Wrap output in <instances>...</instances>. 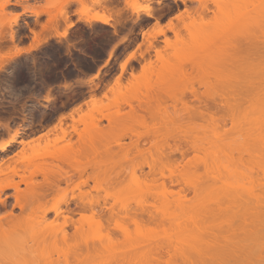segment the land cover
I'll return each mask as SVG.
<instances>
[{"label": "rangeland", "instance_id": "374dc122", "mask_svg": "<svg viewBox=\"0 0 264 264\" xmlns=\"http://www.w3.org/2000/svg\"><path fill=\"white\" fill-rule=\"evenodd\" d=\"M97 1L100 0H0V34H8V46L5 47L0 42L2 127V129L0 127V142L7 139L16 129H20L18 142H30L25 147L24 157L33 160L37 158L31 164L19 161L16 163L18 158L14 155L21 151L23 146L19 143L14 144L9 152H0V179L8 177L15 182L20 181V178L13 174L16 167L21 175L24 170L33 172L41 169V172H36V175L30 178L31 185L20 184L19 199L15 198L14 189L2 193L0 196L5 206L0 204V207L8 213L13 212V217L36 222L35 225L43 214L45 216L46 208L57 206L64 191L73 188L74 183L68 185L65 182L58 183L57 180L60 169L69 171L71 169L50 157L61 156L64 152L71 154L77 140V136L71 131L74 123L71 118L64 120V130L71 133L70 137H65L66 141L63 140V132L49 131L57 125L59 118L68 117L80 107L82 112L79 114L85 123L90 126L98 124L104 131L95 139L99 152L90 153L87 158L81 159L83 165L92 161L91 165L93 163L94 167L89 171L91 174L97 173L100 177L99 181L97 183L90 181L88 187L82 190L86 192L92 190L93 194L88 197L77 191V199L72 200V207L75 202L80 204L83 198L86 201L106 202L105 205L113 206L120 216L125 213L133 216L136 211L148 210L166 218L163 225L141 224L138 227L130 225V232H134L138 237L143 259L146 250L156 245H171L181 255H187L190 244L202 236L204 241L208 238H216L215 245L220 251L218 264H264L262 251L264 239L260 234L261 231L263 232L264 223H260L261 220L258 223L254 220L258 215L263 217L262 221H264L263 205L255 210V215L251 213L254 216L249 217V214V216L246 213L244 215L242 212L244 208L246 209L244 211H247L246 204H253L255 199L257 203L264 202L260 199L264 197V0H251L249 4L246 0L245 3L243 0H227L217 17L216 6L209 2V8L213 11L207 12L202 20L198 18V13L202 9V0H162L160 4H158L159 0H118L119 3H112V6H116L112 7L113 10L123 9L124 18H129L131 22L128 21L127 25L125 23L124 27L121 25L122 28L118 25L117 29L113 26H103L95 21L88 22L98 15L112 14L109 7L106 8V4L98 5ZM147 9L153 12L154 18L143 14ZM185 10L193 12L198 20L193 22L187 19L186 23L179 20L177 17L185 13ZM137 12L142 17L141 26L131 29ZM69 20L76 27L75 32L69 27ZM170 22L180 28L184 24H192L191 33L182 31L185 44L205 45L203 46L205 48L199 52L184 49L176 53L167 50V60L172 62L201 60L205 65L204 70L197 67H193V70L192 66L190 68L188 65V68H183L180 72L177 70L179 73L175 72V69H171L175 70L174 72H169L170 69L167 70L166 67L163 69L162 64L156 62L155 70L152 69L148 74L142 73L141 68L145 61L139 54L144 52L147 46L143 38L144 33H149L151 37L160 28L166 30V36L160 35L153 40L154 47L162 51L166 46V38L175 40L174 33L167 29ZM110 23L113 25L115 22L111 20ZM66 30L72 32L71 39L68 36L66 38L55 36ZM244 34L247 38L250 37L249 34L252 36V40L248 41L251 51L230 55L228 52L230 47L239 44L241 41L238 37ZM229 44L231 45L229 50L225 47L228 53L218 49L219 46L222 48ZM30 46H35L37 49L15 57L17 49H26ZM114 46L116 47L114 56L108 65L104 66ZM139 46H141L140 50ZM155 48L146 54V59L156 60ZM132 53H137V60L130 62L122 78L123 81L121 80L122 84L116 86L115 81L121 74V64ZM132 71L135 78L130 77ZM7 85H12L13 90L9 91ZM191 87L198 90L200 95L203 92L224 94L226 97H229L228 93L241 94L243 102L228 114V123L226 126L223 125V129L221 126L218 128L212 121H204L199 117L193 120L194 124L191 122L195 129L188 131L181 122L180 130L171 131V134H168V130L172 126L164 122H155L149 118L145 123L126 121L122 126L131 129L137 135L128 132L131 139L125 137L122 142L133 143L137 139L136 136L142 135L146 143L141 141L140 144L145 152L139 149L144 153H138L139 150L133 148L134 143L129 144L132 148L127 146L132 149L128 154H125L126 150L124 153L119 151L123 146L112 147L114 154L106 151L105 146L111 140L108 134L110 123L102 117L114 114L118 110L127 112L129 108L125 102L132 97L142 96L158 89L172 93L185 91ZM48 94L55 95L56 98L58 95V98L54 105L51 104L49 109H45L48 106L46 102ZM233 95L229 98L231 99ZM209 104L212 105V102ZM178 107L184 112L181 105ZM184 115L183 117H186V113ZM219 115L227 114L219 113ZM219 115L216 117H220ZM74 116L79 119L78 115ZM3 123L9 124L10 129H6V126L3 129L5 125ZM79 128L83 129L84 126L80 125ZM168 135L177 137L180 141L183 138L182 144ZM118 136L119 133L114 138ZM162 138L168 139V144L171 145L164 147L163 150L151 146L150 142L155 141L154 139ZM185 138L204 141L205 151L193 153L194 149L188 146L189 141L184 140ZM175 143L181 145L184 153L186 150V159L193 161L189 166L183 164L179 170L170 167L167 159V156H171L175 158L174 160L176 158L182 160L181 149L180 153L173 154L169 149L172 147L173 150L176 147ZM178 146L176 148L180 147ZM12 157L15 158L14 161H11ZM7 159L11 162L9 163ZM3 160H7V163ZM151 168L153 172L155 169L153 174L163 172L167 177L174 172L179 186H172L169 180L161 176H156L154 179L155 176L150 174ZM95 187L109 190L110 193L114 192L113 194L123 187L130 190L142 189L140 192L142 195L139 192H137L139 194L125 195L116 202L112 194L93 191ZM154 188L160 192L164 188L171 191L182 188L187 194L185 198L174 199L171 196L163 198L158 196L159 194L153 195L149 192ZM196 188L204 190L208 196L197 198L193 192ZM219 202L230 207L238 205L236 208L241 212L236 209L239 213L233 216L234 221L232 219L229 221L225 217L226 214L204 225L198 224L196 219L198 208ZM239 205L244 207L239 208ZM255 205L257 206L256 203ZM232 207L231 209H234ZM53 218V212L47 214L48 223H51ZM25 220L23 222H26ZM63 221L61 218L54 225L60 226ZM119 221L120 219L117 218L116 222ZM256 224L263 226L256 227ZM96 228L90 229L87 233L91 237L103 234ZM16 229L14 234L18 232L17 234L20 235L22 232L21 236L25 234L23 236L25 239L26 236H29V240L36 236V233L30 232L27 227L25 229L27 231L23 229L25 232ZM80 245L76 241L58 244L57 247L46 245L38 250L40 261H43V264L56 262L59 258L60 261L63 258L61 252L66 253L71 259L72 253L84 250L81 249L84 245L81 247Z\"/></svg>", "mask_w": 264, "mask_h": 264}, {"label": "bare ground", "instance_id": "6f19581e", "mask_svg": "<svg viewBox=\"0 0 264 264\" xmlns=\"http://www.w3.org/2000/svg\"><path fill=\"white\" fill-rule=\"evenodd\" d=\"M226 1L227 0H204V1L202 0L201 1L202 9L200 7L201 10H200V13H198V18H200L202 20L203 16H205L207 12L212 10L209 8L211 3H213L214 6H216V8H217V12L215 15L217 17V15H219L221 7H223V5L225 4ZM243 1L245 3V0H243ZM116 2H118V0H100V1H97L96 3L98 5L106 4V8L109 7L110 11H112V14L110 16H108L106 14L98 15L102 19L97 20L96 19L97 16H96L93 19L89 20L88 22L92 23L93 21H95V22L100 23L103 26H113L115 29H117L116 27H118V25L119 26L123 25V27H124L125 23H126L125 25H127V22L130 19L127 17L124 18L125 17L124 10L121 8H119V9L116 8V11H115V10H113L116 7L114 5H113L114 8H112L113 7L112 3L114 4ZM161 2H162V0H159L158 4H160ZM209 2H210V4H209ZM246 2L250 3L251 0H246ZM201 11H202V13H201ZM143 12H144L143 14H145V16L154 18L153 12L150 9L144 10ZM137 13L138 14L136 15V20L132 21L134 24H133L131 29H134V27H137V26H141V18L142 17H141V14L139 12H137ZM193 14H194L193 12H191L190 10L189 11L187 10L185 13L179 15L177 18L179 20L183 21L184 23H186L185 21L187 19H189L190 21L196 22L198 19H196L195 18L196 16L194 17ZM111 20H114V22H115L113 25H112V23H110ZM129 22H131V21H129ZM191 25L192 24H190V23L184 24V26L180 28L178 26H175L172 22H170L169 25H167V29L169 31H171L172 33H174L175 40L173 41L170 38H166L165 39L166 46L164 47V49H162V51L160 49H157L154 47L153 40H155L160 35L166 36L167 31L164 30L163 28H160L159 31L155 35H152L151 37H150L149 33H144L143 38H144L145 44L147 46H146L145 51L141 52L139 54L140 58L145 61V64L141 68L142 73L148 74V73H151L152 69L155 70L156 69L155 68L156 62L161 63L163 69L165 67L167 68V70L170 69L169 72L172 71L171 69L176 70V71L173 70L172 72H174V71L180 72L183 70V68H185V69H186V67L188 68V65L190 68L192 66V68L197 67V68H200L201 70H204L203 66L205 67V65H203V61H201V60L195 61L193 59H190L191 61L189 60V61H182V62L181 61L172 62L170 60H167L168 58L166 57V56H168V55H166L167 50H172L176 53L179 51H183L184 49H186V50L189 49L188 51H191V52H196V51L199 52L205 48V47H203L205 45L201 46V45L185 44V42H184L185 36L182 35V31H185V32L190 31L189 33H191V31H192V30H190ZM121 28H122V26H121ZM130 31L133 32V30H130ZM64 33H68V31L66 30L63 33L57 34L55 36L58 38H66L67 35H64ZM249 36L250 37L247 38V37H245V34L240 35L238 37V39L241 41L240 42L238 40L240 42L239 44L234 45V46H231L230 44L226 45V46L224 45V47H222V48L219 46L218 49H221V50L227 52L229 50V47L231 46L230 50L228 51L230 55H232L233 53L241 54L244 51L249 53L251 51L249 42L252 40V36L250 34H249ZM245 38H246V40H245ZM122 42H125V41H122ZM182 42H184V44ZM141 46H139V50L141 49ZM225 47L226 48L228 47V50H226ZM115 48L116 47L114 46L110 50L109 56H108L107 60L105 61L104 66L108 65L110 59L114 56ZM154 48L156 49V60L154 61L150 58L146 59V57H145L146 54H148ZM215 48L217 49V47H215ZM224 48H225V50H224ZM36 49H37V47H35V46H30L29 48H26V49L25 48L17 49V51L15 53V57H18L24 53H26V54L31 53V52L35 51ZM221 50H219V51H221ZM49 54H47V55L49 56ZM136 54L137 53H132L121 64V74L115 81L116 86H119L122 84L121 80H122V78H124V74L127 71L128 65L130 64V62L132 60H137ZM185 69H184V71H185V73H187ZM193 70H194V68H193ZM0 71H1V69H0ZM130 75H131L130 76L131 78L136 77L134 74V71H132V73ZM92 81H91V83H92ZM158 90H155V92L150 91L148 93L143 94L142 96L132 97L131 100L126 101L125 105L128 106V108H129V110L127 112H122V111L120 112V110H118L114 114L110 113L111 115L102 117V119H105L110 123V128H109L108 134H109V138L111 140H109V142L105 146L106 151L108 153L114 154L115 151H114V148L112 149V147L116 146V147L120 148L121 146H123L120 148L119 151L124 153V151L126 150L125 154H128L129 151L132 150L131 146L133 145V143H134L133 148L135 147L136 150H139V149L143 150V149H141V146H142L141 144L142 143L145 144L146 142L143 140L142 135L136 136L137 139L135 140V142H133V143L131 142L132 143L131 146H129V144H131V143L122 142V140H124L125 137H130V135L127 134L128 132H129V134L137 135V134H134V132L131 129L125 128L122 126L123 123H126V121H132L133 120V121H138L140 123H145L146 120L149 118L155 122H164V123L170 124L172 126V128L170 130H168L169 131L168 134H171V131L176 132V131H178L177 129L182 127L181 122H183V125L186 126L185 128L188 129V131L192 130V128H193L192 125L194 124L193 120L196 119V117L197 118L199 117L202 120L204 119V121L205 120L206 121H212L214 123V125L218 126V128L221 126V129H223L224 126H226V124L228 123V114H230L233 111V109H235L237 106H239L243 102L242 101L243 96H241V94L233 95V93H228L229 97L231 95H233L231 97V99L229 97H226L224 94H216L215 95V94H211L209 92H203L200 95L198 90H196L194 87H191L185 91L172 92V93L164 91L162 89H158ZM54 96L53 95L51 96L50 94L47 95L46 102L48 103V106H46L45 109H49L51 104L54 105V103H56L58 95H56L57 98ZM217 98L220 101H218ZM210 101L212 102V105L209 104V103H211ZM133 102H136V103L134 104ZM169 102H171V103H169ZM196 104H198V105H196ZM179 105H181L182 110L184 112L180 111L181 109H179L180 108V107H178ZM44 111H43V114H44ZM80 112H82V108L79 107V109H75V111L72 112L68 117L62 116L61 118H59L57 125L49 131L52 133H54V132L57 133L58 131L63 132V137H64L63 140H64L66 136L67 137L71 136V133H69L67 130H64V128H63L64 120L67 118H69V119L71 118L72 122L74 123L71 126V128H72L71 131L77 136V140L75 143L76 148H75V144H74V147H72V148H74V149H72L73 153L71 152V154H68V153L64 152V154H62L61 156L50 157L51 159H53L55 161L57 160L58 162L66 164L72 170V171L71 170L69 171L67 169L66 170L60 169V171L58 172L57 180H58V183L65 182L68 185L70 183H74L73 188L70 191L68 189H66L64 191V195L59 200V204H57V206L46 208L45 216L43 214V216L40 217V221L35 225H34V223H36V222L33 223V221L25 220V219L19 218V217H13V212L8 213V212H6V210L3 211V208L0 207V264H40V262H42V264H43V261H40L41 256H39L40 254L38 251L41 247H44L46 245H49V246L52 245L53 247H57L58 244L59 245L60 244H67L69 241H76L77 244L84 245V247H81V245H80L81 249L84 248V250L82 249V252L77 251V252L72 253L71 259H69V257L66 255V253L61 252L62 257L64 258V260L62 258L63 261L62 260L59 261V259H60L59 258V259H57L56 262L54 261L53 263L51 262V263H47V264H55V263L58 264V261L60 264H211V261H213L212 264H218L219 257H220V251L218 250L217 246L215 245L216 238H213V239L208 238L206 241H204V239H202V236H199L200 238L199 237L196 238V241L194 243L190 244L189 254H187V255L186 254L181 255L177 251V249H175V247H173L171 245H169V246L168 245L167 246L156 245V246L149 247L146 250L147 253L145 255V258L143 259L142 258L143 257L142 252L140 253L141 247H140L138 237L134 232H130L129 227H130V225H135L136 227H138L141 224H144V225H163V224H165L166 218L159 216L157 214V212H151L148 210H140V211H136L135 213H133V216H130L129 213H125L123 216H120L119 213H117L115 211L113 206L105 205L106 202L100 203L98 201H90V200L86 201L83 198H81L80 204L75 202V203H73L74 207L71 206L72 200H75V198L77 197L76 196L77 191L80 192V194L85 195L86 197L90 196L92 193L91 192L92 190L91 191L89 190L87 192L82 191V190L84 188L88 187L90 181L97 183L99 181V178H100L97 173L91 174L89 171V169H93V167H94L93 163L91 165L92 161L91 162L89 161L90 163L87 162V164L83 165L81 159L87 158V156H89L90 153L95 154V153L99 152V149L96 145L95 139L99 138L102 135L104 129L101 128L98 124H94L91 126L87 125L85 123L84 119L80 116V114H81ZM221 112L225 113L227 115H219V113L222 114ZM184 113H186V117H183ZM74 115H78L79 119H76ZM218 115L220 117H216ZM31 118H33V117H31ZM102 119H100V121ZM23 121H25V120H23ZM184 121H186V122L184 123ZM29 122H30V119H29ZM191 122H193V124H191ZM4 124L5 123H3V125ZM30 124H32V121ZM80 125H83L84 128L80 129L79 128ZM5 126H6V129H8V130L10 129V128H8L9 124H7V125L5 124L3 126V129H5ZM0 127H1V124H0ZM1 129H2V127H1ZM193 129H195V128H193ZM118 133H119V136L116 137V139H115L114 137L116 135H118ZM19 135H20V129H16L14 131V133L11 134L7 139L0 142V152L7 153L10 151V149H12L14 147V144L19 143L20 145L23 146V148L21 151L17 152L14 155L15 157L18 158V160H16V163L19 161L22 163L26 162L28 164H31L32 161L34 162V160H37V158L36 159L34 158V160H33V159H28V158L24 157L25 147H27L30 144V142L29 141L18 142L17 139H18ZM168 136H171V135H168ZM171 137H173V136H171ZM176 138L173 137L172 139H174V141L176 140V142L179 141L180 144H182L181 141L183 140V138L181 141L179 138H177V139ZM130 139H131V137H130ZM189 139H191V140H188L186 138L184 140L189 141V142L187 141L188 146H190L191 149H194L193 153H195V151L198 153L205 151L204 141H202L200 139L196 140L195 138L194 139L189 138ZM154 140L155 141H152L150 143H152L151 146L154 145L153 147H155L157 150H163L164 147L171 145V143L168 144V142H169L168 139L162 138V139H154ZM64 141H66V140H64ZM141 141H142V143H141ZM187 142H185V143H187ZM99 143L101 144V142H99ZM100 144H99V146H100ZM180 144H179V146L181 147ZM72 145H73V143L71 144V146ZM71 146H69V147H71ZM127 146H129L131 148L129 149V147H127ZM175 146L177 147L178 145L176 144ZM176 147L173 148V150L177 149L176 152H175V150L174 151L171 150L172 147L169 148L170 151H172V154L177 153V152L180 153V151L182 150V147L181 148L180 147L176 148ZM122 149H123V151H122ZM178 149H179V151H178ZM140 150L138 151V153H144L145 152L144 150H143L144 152L143 151L141 152ZM181 152H182V155L180 153V156H181L182 160H179L177 158H176V160H174L175 158H173L171 156H167L168 162H170V167H172L173 169L179 170V168L182 167L183 164L185 166H189L193 162L192 159H186L187 158L185 155L186 150H185V153L183 150ZM187 153H188V151H187ZM10 159H11V161L13 159L15 160L14 157H12ZM7 160H5V161L3 160V161L6 162ZM8 162H9V160H8ZM98 164H100V163H98ZM98 164H95V165H98ZM262 165H263V163H262ZM263 167H264V165H263ZM18 171H20V170L17 167L13 170L14 176H18L20 178V181H18V182H15L8 177L0 179V195L2 193H4L5 191H8L10 189H14L16 192L15 198L19 199V197L21 195L20 184H25L26 186L31 185L30 178L33 177V175H36V172H41V169H36V171H33V172H29V171L24 170V173L22 175L19 174ZM150 171H151L150 174L155 176L154 179H156V176H161L163 179L169 180L170 184L172 186H176V187H177V185L179 186L178 180L175 179L174 172H172L171 175L167 177L166 175H164L163 172H159V173L156 172V174H153L155 172V169H154V172H153L152 168ZM25 172H28L29 174L27 175ZM132 177H133V175H132ZM139 190H132V189L130 190L128 188L123 187L122 189L120 188V190L115 191V194H113L114 192L110 193L109 190H104L103 188H100V187H95L93 189V191H95L97 193L100 191H105L108 194H112L113 197H115L116 202L120 198L124 197L125 195L139 194L142 191V189L140 191ZM156 190L154 188V190L151 189L149 192L153 195L159 194L158 196H162L163 198H167V196H171L174 199H176L177 197L185 198L186 194H187L186 190H184L182 188H179L178 191H171V190H168L167 188H164L161 192L158 191V189H156ZM137 192H139V193H137ZM193 192L197 198H203V197H206V195H207L206 194L207 192H205L204 190L197 189V188L194 189ZM69 194H70V196L68 197ZM112 195H110V197ZM140 195H142V193H140ZM263 196H264V194H263ZM260 199L264 200V197L263 198L261 197ZM256 201H257L256 199L254 202L251 201L254 204V206H253V204H250V205H248L249 203L246 204L248 210L244 211L246 209L245 208L243 209L242 212H244V215L249 214L250 216L249 215L248 216L251 217L255 213V210L257 211L258 208L262 207V205H263L262 209L264 208V204H263L264 202L259 203L260 201H258V203H257ZM255 203L257 204V206L255 205ZM0 204L3 205V207L5 206V202H4V200H1V196H0ZM221 204H223V205H221ZM224 206L227 207L228 205L219 202V203H212L208 206L198 208V213L196 215L197 223L204 225L206 222H209V221L212 222L211 220L219 219L221 216H224L226 214L227 215L225 217L228 218L229 221L231 219L234 221V219H235L234 217L237 216V214L239 212H241L240 209L236 208V207H238V205L236 207L231 206L234 209H231L230 206H228L227 208ZM242 206L243 205H239V208H241ZM244 206H245V204H244ZM254 207H256V208H254ZM21 208L23 209V207H21ZM249 208L252 212L249 210ZM236 209L239 210L238 213L236 212V211H238ZM228 210L231 214L228 213ZM230 210H232L233 213L234 212L235 213L233 214L232 211H230ZM51 212L54 213V218L51 221V223H48L47 219H46L47 214L51 213ZM251 213H253V214L251 215ZM262 213H264V209H263ZM228 215H231V216H228ZM260 215H261V213L259 214V216ZM263 216H264V214H263ZM61 218L64 220L62 222V224L60 226L54 225L55 222H57ZM117 218L120 219L119 222H116ZM182 218H180V219H182ZM257 218H258V220H257ZM262 218L263 217H258V215H257L254 217V220L257 223L260 220H261L260 223H264V221H262ZM20 219L21 220L23 219V220L21 221ZM24 220L26 222H23ZM254 220H253V222H254L253 225L255 224ZM258 225L259 224H256L255 226L257 227ZM263 225L260 224L259 227H262ZM26 227L30 232H35L36 236L31 238L30 240H29V236H26L27 237L26 239H28V240H26L23 237V236H25V234H23V236H21L22 232L20 235L17 234L18 232H15L16 234H14V231H15L14 229L18 228V230L24 231L26 229ZM94 227H97L96 229L99 230L100 232H102L103 234H98L97 236L92 235V237H91L89 235V233H87V232H89L90 229H93ZM262 228H263L262 229L263 232L261 231L260 234H262L264 237V226ZM16 231H17V229H16ZM25 231H27V230H25ZM263 237H262V239H264ZM262 251L264 253V247H263Z\"/></svg>", "mask_w": 264, "mask_h": 264}, {"label": "snow or ice", "instance_id": "6c2138e0", "mask_svg": "<svg viewBox=\"0 0 264 264\" xmlns=\"http://www.w3.org/2000/svg\"><path fill=\"white\" fill-rule=\"evenodd\" d=\"M27 10L28 9H26V11ZM69 11H71V9H69ZM96 19L97 20H100L102 18L99 17V16H97ZM148 22L150 23L151 21H148ZM68 25L72 28V32H75L76 31V27L72 25V21L71 20L68 21ZM72 32L64 33V35H67L69 37V39H71ZM7 40H8V34L7 33L0 34V42H2L3 43V46H5V47L8 46ZM7 89L9 91H12L13 90V86L12 85H7Z\"/></svg>", "mask_w": 264, "mask_h": 264}, {"label": "crops", "instance_id": "0c3cea01", "mask_svg": "<svg viewBox=\"0 0 264 264\" xmlns=\"http://www.w3.org/2000/svg\"><path fill=\"white\" fill-rule=\"evenodd\" d=\"M154 23V22H153Z\"/></svg>", "mask_w": 264, "mask_h": 264}]
</instances>
